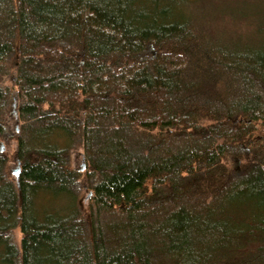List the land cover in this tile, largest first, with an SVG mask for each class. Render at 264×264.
<instances>
[{
  "label": "trees",
  "instance_id": "16d2710c",
  "mask_svg": "<svg viewBox=\"0 0 264 264\" xmlns=\"http://www.w3.org/2000/svg\"><path fill=\"white\" fill-rule=\"evenodd\" d=\"M259 1L243 41L203 27L204 0H0L20 163L13 181L0 153V264H264Z\"/></svg>",
  "mask_w": 264,
  "mask_h": 264
},
{
  "label": "rangeland",
  "instance_id": "374dc122",
  "mask_svg": "<svg viewBox=\"0 0 264 264\" xmlns=\"http://www.w3.org/2000/svg\"><path fill=\"white\" fill-rule=\"evenodd\" d=\"M259 0H204L205 8L211 11L213 16H208L203 21V27L214 36H223L225 39H239L243 41H253L256 39V32L261 23L258 12L248 9L249 5L254 7L263 5ZM222 12V13H221ZM199 23V22H198ZM10 70L6 74H0V87L10 90L4 108L1 113L2 123L5 133L0 138V148L3 147V153L7 158L5 172L8 177L16 181L18 162L16 158L17 135L19 133L18 105L19 99L15 86L16 74V56L10 61ZM238 154V155H237ZM236 155H230L224 160L225 166L230 172L238 174L245 165L248 154L244 151ZM69 163L71 167L82 176L79 179V199L78 206L83 213H87L90 198V185L83 174L84 157L82 150H75L69 153ZM14 237L16 243L20 245L21 233L19 228L15 229Z\"/></svg>",
  "mask_w": 264,
  "mask_h": 264
},
{
  "label": "water",
  "instance_id": "95a60500",
  "mask_svg": "<svg viewBox=\"0 0 264 264\" xmlns=\"http://www.w3.org/2000/svg\"><path fill=\"white\" fill-rule=\"evenodd\" d=\"M3 150H4L3 147H1V148H0V153L3 152ZM17 162H18V161H17ZM19 171H20V163L18 162V170L16 171V175H17V177H18V175H19Z\"/></svg>",
  "mask_w": 264,
  "mask_h": 264
}]
</instances>
